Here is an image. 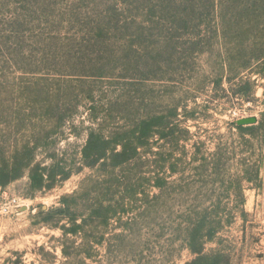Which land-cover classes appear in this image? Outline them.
<instances>
[{"label":"rangeland","instance_id":"374dc122","mask_svg":"<svg viewBox=\"0 0 264 264\" xmlns=\"http://www.w3.org/2000/svg\"><path fill=\"white\" fill-rule=\"evenodd\" d=\"M176 1L0 0V145L10 148L19 141H26L22 138L28 134H25L27 128L15 111L21 105L25 110L26 102L20 100L25 85L33 81L28 71L34 69L46 76L61 69L63 63L77 67L94 62L107 71H116V75L122 74L126 58L134 59L145 53L135 52L145 48L143 43L135 42L132 35L147 21L143 16L147 7H153L151 15L156 18L157 29L161 31L165 21L168 31L172 13L177 5L181 8ZM98 24L109 30L111 46H105L108 47V50L104 49L106 52H111L112 47L123 49L125 46L127 49L120 51V55L114 53L113 57L114 54L103 53L102 46H92L89 27ZM241 39L243 35L233 39L230 47L237 52L239 48L242 50ZM209 41L211 43L203 37L175 35L160 43V38H155V47L168 50L165 55H155L157 62L165 65V74L161 75L165 77L156 78L147 85L122 87L124 81L103 79L76 87L79 91L101 89L106 95L111 93L107 97L121 94V87L127 88L122 94H126L125 101L129 99L135 104L133 112L138 116L145 114L146 110L170 114L175 107L179 108V116L174 122L178 125L176 136L190 140L179 146L176 143L165 146L164 141L158 140L154 148L155 152L162 151L166 156L177 153L173 163L183 159L177 163L179 173L170 178L178 188L170 189L168 201L157 204L152 200L153 196L146 199L139 195L123 202L117 196L112 206L119 214L109 228L99 221L89 227L86 234L65 236L62 227H71L70 218L61 219L60 215L53 216L49 211L63 208L61 199L78 191L92 171L84 169L35 198L29 197L30 179L27 175L7 188L0 187V264H186L193 257L184 249L176 232L182 214L180 209L210 198L230 202L236 217L215 242L207 245V252L222 249L230 255L231 264H264V166L260 172V188L245 184L246 216H243L240 198L227 178L238 175V169H231L226 178L221 175L208 177L199 170V162L191 163L196 152L195 144L200 149V159L203 155H211L216 151L221 134H227L231 123L240 124L241 120L251 117L260 120L264 111V79L258 81L255 101L248 102L234 96L235 87H231L226 72L222 70L224 57L221 49L225 48L217 44L216 39ZM134 46L136 49H132ZM204 49L209 50L201 52ZM250 73L251 69L243 74L245 80L251 77ZM27 92L30 94V90ZM146 95L153 99L148 109L142 103ZM84 107L80 108L81 114L74 121L79 128L89 125L88 120L84 121L87 116ZM22 118L26 116L22 115ZM80 133L79 137L69 135L57 146L66 152L69 162L78 157L85 143L87 134L83 130ZM182 145H187L186 152ZM49 153L52 151L39 150L38 161L44 162ZM147 186L145 183L147 191L156 192ZM92 204L90 201L89 205ZM89 205L82 204L80 209H87ZM51 217L56 218L50 221ZM46 221H50V225ZM56 221L58 228L54 227Z\"/></svg>","mask_w":264,"mask_h":264},{"label":"trees","instance_id":"16d2710c","mask_svg":"<svg viewBox=\"0 0 264 264\" xmlns=\"http://www.w3.org/2000/svg\"><path fill=\"white\" fill-rule=\"evenodd\" d=\"M176 4H181V8L177 5V12L172 13L173 19L171 27H167L168 31L165 29V21L163 29H157L156 18L151 15L153 7H147V13H143L147 21L132 35V39L139 45L143 43L145 50H137L135 46L132 49H136L137 54L141 51L145 53L134 59L126 58L125 67L123 65L125 72L122 74L116 75V71H107L94 62L77 67L63 63L61 69L46 76L34 69L28 71L33 81L21 89L25 91L20 100L26 102L25 110L21 105L15 113L21 116L19 121L27 128L25 134L29 135L23 136L22 139L26 141H19L10 148L0 145V187L7 188L28 175L31 191L29 197L35 198L68 181L73 175L82 173L84 169H90L92 174L83 180L81 188L61 199L60 205L63 208L49 211L53 216L60 215L61 219L70 218L71 227H62L65 236L86 234L87 229L99 221L102 226L109 228L119 214L112 206L117 196L123 202L136 199L139 195L146 199L153 196L152 200L160 204L167 202L169 193L178 188L170 178L179 173L177 163L183 159L173 163L177 153L172 152L166 156L162 151L155 152L154 148L158 140L164 141L165 146L170 143L179 146L181 142L190 140L176 136L178 125H174V122L179 116V108L175 107L170 114L146 110L145 114L138 116L133 112L135 104L129 99L125 101L126 94H122L127 89H122L123 86L147 85L156 78L161 80L165 77L161 76L165 74V65L158 63L155 55H165L168 50L155 47V38L159 37L160 43L175 35L203 37L208 43H211L210 39H216L217 44L225 48L221 49L224 57L222 70L226 72L231 87H235L234 96L248 102L255 101L258 81L264 79V0H178ZM242 35L239 45L243 49L239 48L237 52L230 45L233 39ZM259 35L262 36L257 39ZM89 36L92 37V46H102L105 54L120 55V51L127 49L125 46L123 49L112 47L109 49L111 52H106L108 47L105 46H111L109 30L99 24L89 27ZM209 49L201 52H208ZM249 69L251 77L245 80L243 74ZM38 74L43 76L36 77ZM103 79L124 81L119 89L122 95L107 97L111 93L106 95V91L101 89L79 91L76 88L88 81L93 80L95 83ZM115 86L119 84L115 83ZM27 90H30V94ZM152 102L153 99L147 98V95L142 99L145 109L150 108ZM82 106H85L87 114L84 121L88 120L89 125L80 129L74 125V121L81 114ZM21 114L26 118H22ZM81 130L87 134L85 143L78 157L69 162L66 152L57 149V146L69 135L79 137ZM197 145L191 163L199 162L198 168L204 175H221L226 178L231 169H238V175L227 178L240 198V212L246 216L245 184H253L255 188H260L261 184L260 172L264 166V111L261 119H257L253 125L231 123L227 134H221L213 154L203 155L200 159ZM182 147L186 152L187 145ZM39 150L52 153L44 162L38 161ZM145 183L156 192L147 191ZM90 201L93 203L91 206ZM86 203L89 207L81 210L80 206ZM180 210L182 214L176 232L184 249L193 257L186 264H231L230 255L222 249L211 252L206 249L225 228L233 224L236 213L230 207V202L210 198L181 207ZM54 218L51 217L50 221ZM50 221H46L47 224ZM58 222L55 228L59 227Z\"/></svg>","mask_w":264,"mask_h":264},{"label":"water","instance_id":"95a60500","mask_svg":"<svg viewBox=\"0 0 264 264\" xmlns=\"http://www.w3.org/2000/svg\"><path fill=\"white\" fill-rule=\"evenodd\" d=\"M257 122V118L251 117L247 119H243L240 121V124H246V125H253Z\"/></svg>","mask_w":264,"mask_h":264}]
</instances>
